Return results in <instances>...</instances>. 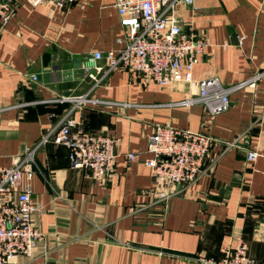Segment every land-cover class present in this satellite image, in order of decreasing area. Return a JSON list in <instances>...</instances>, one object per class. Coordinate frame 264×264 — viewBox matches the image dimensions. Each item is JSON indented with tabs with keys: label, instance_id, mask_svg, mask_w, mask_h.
Instances as JSON below:
<instances>
[{
	"label": "crops",
	"instance_id": "obj_1",
	"mask_svg": "<svg viewBox=\"0 0 264 264\" xmlns=\"http://www.w3.org/2000/svg\"><path fill=\"white\" fill-rule=\"evenodd\" d=\"M13 9L0 27L1 167H12L59 125L72 108L59 99L92 89L88 57L128 41L114 0H77L66 10L16 0ZM177 15L209 40L193 83L161 87L117 69L95 88L99 105L72 119L116 140L113 173L105 183L93 180L71 167L64 146L40 148L31 184L42 208L34 218L46 238L32 257L13 264H199V256L220 258L238 238L264 264V76L232 92L223 114L181 105L197 97L201 80L218 77L232 88L264 72V0H196ZM166 125L210 135V160H217L193 185L179 188L167 209L146 165L148 138ZM249 151L259 153L256 162H248Z\"/></svg>",
	"mask_w": 264,
	"mask_h": 264
},
{
	"label": "built area",
	"instance_id": "obj_2",
	"mask_svg": "<svg viewBox=\"0 0 264 264\" xmlns=\"http://www.w3.org/2000/svg\"><path fill=\"white\" fill-rule=\"evenodd\" d=\"M16 0H0V27L6 26L13 15ZM77 0H33V5L51 4L66 10ZM196 0H114L121 26L128 32L127 44L118 51L94 52L88 57L84 71L94 83L83 95L68 96L59 102L70 103L59 125L48 131L33 149H27L12 167L0 166V264H13L20 256L32 257L38 242L45 240L34 218L42 208L32 199L36 153L53 143L69 151L71 167L86 170L93 180L105 183L118 158L116 140L107 133H89L72 116L88 105L98 106L92 95L95 88L115 70L124 69L137 74L145 83L169 87L176 82L193 83L199 56L209 47V40L193 28H185L178 18L181 7H193ZM242 41V39H241ZM264 72L227 88L220 78L211 77L198 82V95L181 105L200 104L210 116L227 112L230 95L236 90L255 84ZM35 81L37 76H33ZM214 139L205 133L173 126H157L148 138L147 152L151 158L146 165L152 169L157 200L167 209L170 201L207 174L216 164L210 160ZM259 153L249 151L248 162H256ZM133 161L135 154H128ZM210 160V164L208 161ZM25 178L26 182H23ZM220 258L199 256V264H258L250 255L248 244L238 238L224 247Z\"/></svg>",
	"mask_w": 264,
	"mask_h": 264
}]
</instances>
